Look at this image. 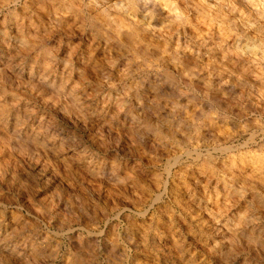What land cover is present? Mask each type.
Returning <instances> with one entry per match:
<instances>
[{
	"label": "rangeland",
	"instance_id": "1",
	"mask_svg": "<svg viewBox=\"0 0 264 264\" xmlns=\"http://www.w3.org/2000/svg\"><path fill=\"white\" fill-rule=\"evenodd\" d=\"M72 2L0 0V264H264V0Z\"/></svg>",
	"mask_w": 264,
	"mask_h": 264
},
{
	"label": "bare ground",
	"instance_id": "2",
	"mask_svg": "<svg viewBox=\"0 0 264 264\" xmlns=\"http://www.w3.org/2000/svg\"><path fill=\"white\" fill-rule=\"evenodd\" d=\"M72 1H73L72 4L70 3V4L72 5V6H70L71 8H72V7H75L74 0H72ZM118 1H119V0H118ZM128 1H129L128 4H129L130 8H128V9L126 8L127 10L124 9L125 11H124V10L122 11V17H123L124 20H127L128 23H126V25H127V24H128V25L124 27L123 24H125V23L122 22V26L124 27V29H123L122 26H121V27H122V29H123L124 32L126 31V30H125L126 27H129V28H128L129 31H130V29H131L130 32H125V33H128V34H127V35H128V36H127V39H128V40L125 39V41H126V40L129 41V39H130L129 42L132 43V46H133L136 42L133 44L134 41L132 42V39H133V38L135 39V37H137V35L139 36V32H140L141 30H138L137 28L140 29V26H141L142 24L140 25V22H139V24H136V25L134 24V23H138V22L136 21V18H137V16H138V11L134 8L133 4H130V1H131V0H128ZM162 1H163L164 5H165V6L168 8V10H169V11H168V14L173 15L175 18H179V17H180L179 15H177V13L174 14L175 10H173V7L171 6V4L168 3L169 0H162ZM179 1H180V0H179ZM181 1H183V0H181ZM184 1L187 2L188 4L191 2V0H184ZM240 1H241V0H240ZM6 2H8V1H6ZM66 2H67V1H66ZM66 2H64V3H65L64 6L67 5ZM192 2H193V1H192ZM244 2H245L246 4H249V5L251 4V0H244ZM194 3H195V2H194ZM62 4H63V3H62ZM246 4H245V5H246ZM68 5H69V4H68ZM68 5H67V6H68ZM73 5H74V6H73ZM68 7H69V6H68ZM68 7H67V8H68ZM68 9H70V8H68ZM74 10H75V9H74ZM74 10H73V11H74ZM121 10H122V9H121ZM195 10H196V13H197L199 16H201V17H202L203 15H205V17H206V15H207V16H208L207 18H209V16H210V19H211V17L213 16V15H211L212 13L209 12L208 10H206V8H204L203 6H201V7H200V6H197V8H196ZM117 11H118V10H117ZM119 11H120V10H119ZM63 12H64V11H63ZM214 12H215V11H214ZM260 12H261V11H260ZM194 13H195V12H194ZM102 14H103V13H102ZM71 15H73V14H71ZM103 15H104V14H103ZM103 15H101L102 18H103ZM74 16H75V15H74ZM104 16H105V15H104ZM117 16H118V15H117ZM89 17H90V16H89ZM120 17H121V16H119L118 19H119V20L121 19V21H122L123 19H122V17H121V18H120ZM217 17H219V16H216L215 19H216ZM104 18H105V17H104ZM104 18H103V19H104ZM175 18H174V21L176 22L177 19H175ZM230 18H232V17H230ZM118 19H115L114 22H117V21L119 22ZM182 19H183V18H182ZM213 19H214V18H213ZM105 20H106V19H104V21H105ZM116 20H117V21H116ZM124 20H123V21H124ZM183 20H184V19H183ZM218 20H219V19H218ZM179 21H180V20H179ZM179 21H178V22H179ZM125 22H126V21H125ZM180 22H181V21H180ZM89 23H90V22H89ZM110 23H111V22H110ZM120 23H121V22H119V24H120ZM182 23H183V22H182ZM119 24L117 23V25H119ZM115 25H116V24H115ZM115 25H114V26H115ZM137 25H140V26L138 27ZM109 26H110V25H109ZM112 26H113V25H112ZM136 26H137V27H136ZM141 27H142V26H141ZM225 27H226V26H225ZM117 28H118V30H119V26H117V27L115 26L116 31H117ZM120 29H121V28H120ZM126 29H127V28H126ZM128 29H127V30H128ZM144 29H145V28H144ZM146 29H148V28H146ZM116 31H115V32H116ZM142 31H143V29H142ZM142 31H141V32H142ZM146 31H147V30H146ZM148 31H149V30H148ZM224 31H225V30H224ZM117 32H118V33H117ZM117 32H116L117 35H118V34H119V35L121 34V30H120V31H117ZM119 32H120V33H119ZM124 32H122V33H124ZM150 32H151V31H150ZM33 33H34V32H33ZM125 33H124V34H125ZM147 33H148V32H147ZM124 34H123V35H124ZM141 34H142V33H141ZM148 34H149V33H148ZM119 35H118V36H119ZM123 35H121L120 37H123ZM124 37L126 38V35H124ZM124 37H123V39H124ZM139 37H141V36H139ZM143 37H144V36H143ZM145 37H146V36H145ZM224 37H227V36H224ZM137 38H138V37H137ZM137 38H136V39H137ZM134 39H133V40H134ZM136 39H135V40H136ZM145 39H146V38H145ZM121 40H122V39H121ZM137 40H138V39H137ZM137 40H136V41H137ZM148 40H149V39H148ZM140 41L142 42L141 38H140ZM142 43H143V42H142ZM142 43H140V45H141ZM24 44H25V43H24ZM136 44H138V43H136ZM236 45H237V44H236ZM144 47H145V46H144ZM144 47L142 46V48H144ZM25 48H26V47H25ZM135 48H136V45H135ZM145 48H146V47H145ZM147 48H148V45H147ZM250 48H251V47H250ZM137 49H139V47L136 48L135 51H137ZM253 49H254V48H253ZM142 50L145 51V49H142ZM142 50H141V51H142ZM238 50H240V49H238ZM133 51H134V49H133ZM141 51H140V52H141ZM143 51L141 52L142 54H143ZM140 52H139V53H140ZM134 53H137V52H134ZM134 53H133V54H134ZM146 53H147V52H146ZM134 55L137 56V54H134ZM146 55H147V54H146ZM237 55H238V54H237ZM140 56H141V55H140ZM140 56H137V58L140 57ZM143 56L145 57V55H143ZM143 56H142V57H143ZM0 110H1V109H0ZM0 121H1V120H0ZM2 121H3V120H2ZM207 167H208V166H207ZM203 168H204V167H203ZM205 168H206V167H205ZM206 169H208V168H206ZM209 169H210V168H209Z\"/></svg>",
	"mask_w": 264,
	"mask_h": 264
}]
</instances>
